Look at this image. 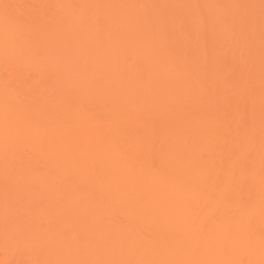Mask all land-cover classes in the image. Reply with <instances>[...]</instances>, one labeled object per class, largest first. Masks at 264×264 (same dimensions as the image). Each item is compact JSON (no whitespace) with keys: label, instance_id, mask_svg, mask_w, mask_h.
Returning a JSON list of instances; mask_svg holds the SVG:
<instances>
[{"label":"bare ground","instance_id":"obj_1","mask_svg":"<svg viewBox=\"0 0 264 264\" xmlns=\"http://www.w3.org/2000/svg\"><path fill=\"white\" fill-rule=\"evenodd\" d=\"M12 183L112 198L113 264H264V0H0ZM77 231L29 254H94Z\"/></svg>","mask_w":264,"mask_h":264},{"label":"rangeland","instance_id":"obj_2","mask_svg":"<svg viewBox=\"0 0 264 264\" xmlns=\"http://www.w3.org/2000/svg\"><path fill=\"white\" fill-rule=\"evenodd\" d=\"M16 187L12 183L5 190L0 189V264H113L108 253L112 240L106 226L107 216L110 217L113 209L112 198L100 201L85 196L61 199L54 195L14 194ZM55 213L58 215L56 218L48 217L55 216ZM81 213H86L87 218L78 216ZM59 216L64 218L57 219ZM80 229L84 231H81L82 235L85 233V237H92L90 240L96 247L94 254L80 252L77 256L61 257L56 253L59 258L48 255L46 260L29 254V238L54 236L60 231L76 233Z\"/></svg>","mask_w":264,"mask_h":264},{"label":"snow or ice","instance_id":"obj_3","mask_svg":"<svg viewBox=\"0 0 264 264\" xmlns=\"http://www.w3.org/2000/svg\"><path fill=\"white\" fill-rule=\"evenodd\" d=\"M5 8H7V5H5Z\"/></svg>","mask_w":264,"mask_h":264}]
</instances>
